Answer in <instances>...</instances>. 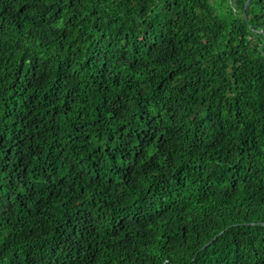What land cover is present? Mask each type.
Masks as SVG:
<instances>
[{
	"label": "trees",
	"instance_id": "trees-1",
	"mask_svg": "<svg viewBox=\"0 0 264 264\" xmlns=\"http://www.w3.org/2000/svg\"><path fill=\"white\" fill-rule=\"evenodd\" d=\"M0 0V264H264V0Z\"/></svg>",
	"mask_w": 264,
	"mask_h": 264
},
{
	"label": "water",
	"instance_id": "water-1",
	"mask_svg": "<svg viewBox=\"0 0 264 264\" xmlns=\"http://www.w3.org/2000/svg\"><path fill=\"white\" fill-rule=\"evenodd\" d=\"M248 1H249V0L246 1V3H245L246 5H247Z\"/></svg>",
	"mask_w": 264,
	"mask_h": 264
}]
</instances>
